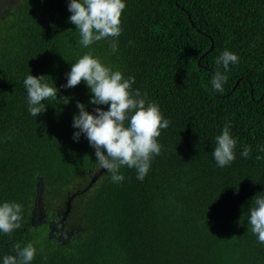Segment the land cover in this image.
Masks as SVG:
<instances>
[{"label": "trees", "instance_id": "trees-1", "mask_svg": "<svg viewBox=\"0 0 264 264\" xmlns=\"http://www.w3.org/2000/svg\"><path fill=\"white\" fill-rule=\"evenodd\" d=\"M70 15L68 0H19L0 20V201L24 205L22 227L0 235V257L36 241L31 264H264V244L247 223L264 192V159L256 158L264 156V0H127L115 52L108 40L79 46ZM225 49L240 61L217 92L210 80L224 71L216 58ZM89 50L135 76L133 88L157 101L170 125L143 181L134 168L122 167L119 183L105 170L74 199L69 224L83 231L62 246L31 216L38 176L51 214L98 171L87 138L73 139L76 104L88 103L89 90L62 87ZM30 70L60 89L37 118L23 86ZM225 125L238 138L236 159L218 167L211 152Z\"/></svg>", "mask_w": 264, "mask_h": 264}, {"label": "clouds", "instance_id": "clouds-1", "mask_svg": "<svg viewBox=\"0 0 264 264\" xmlns=\"http://www.w3.org/2000/svg\"><path fill=\"white\" fill-rule=\"evenodd\" d=\"M127 0H68L69 21L76 25L79 39L76 43L89 49L97 41L108 40L113 52L118 49V38L122 29V14ZM237 53L225 49L216 58V64L224 71H215L210 83L215 91H223L228 82L230 66L237 65ZM64 88H71L81 82L89 90L88 103L77 101L78 112L73 115L72 126L76 131L73 139L87 138L95 150V166L98 171L106 170L110 179L119 183L125 180L122 167L134 168L136 178L143 181L151 169L152 160L161 153L158 137L161 130L169 127L157 101L148 99L147 92L133 88L135 76L113 69L89 50L75 62L65 74ZM45 74L33 75L31 70L23 80L26 90L27 109L36 117L46 110L49 98H56L60 89L56 82L50 83ZM89 104L94 105L92 111ZM106 105L107 107H99ZM211 152L218 167L230 165L236 159L238 138L228 125L214 138ZM251 148L242 146L240 155L248 158ZM264 153V146L259 148ZM257 159H264L258 155ZM248 231L259 243L264 244V192L256 194L248 208ZM24 205L15 200L0 201V235L11 234L22 227ZM36 241L16 242L15 254L0 257V264H31L38 252Z\"/></svg>", "mask_w": 264, "mask_h": 264}, {"label": "water", "instance_id": "water-1", "mask_svg": "<svg viewBox=\"0 0 264 264\" xmlns=\"http://www.w3.org/2000/svg\"><path fill=\"white\" fill-rule=\"evenodd\" d=\"M18 3H19V0H0V20L4 19L6 14L9 11H11ZM188 16L189 18H191L190 15ZM213 47H214V43L212 42V46L206 52V54L212 51ZM204 56L205 54L202 56V59L204 58ZM240 81L241 79H239L236 82L233 90L236 89ZM211 88L213 90L212 86ZM262 98L263 96L260 98V100ZM104 171L105 170L102 169L101 171L95 172L91 176L90 182L85 188L75 191L73 193H69V196L67 197L64 208L57 209L53 211L52 213V216H56L57 221L48 220L46 203L44 201L45 181L43 177L38 176L37 184H36V195H35V200H34V208H33L32 216H31V225L34 228H38L41 225H48L49 229L47 232V237L51 240H56L62 246L68 245L71 242V239L76 234H79L81 231H83V229H72V230L66 229L68 217L70 213L72 212L73 201L76 197L83 195L89 189H91Z\"/></svg>", "mask_w": 264, "mask_h": 264}, {"label": "flooded vegetation", "instance_id": "flooded-vegetation-1", "mask_svg": "<svg viewBox=\"0 0 264 264\" xmlns=\"http://www.w3.org/2000/svg\"><path fill=\"white\" fill-rule=\"evenodd\" d=\"M46 207H47V206H46ZM48 210H49V209H48V207H47V214H49V213H48ZM53 210L55 211V210H57V209H53ZM52 213H53V212H51V214L48 215V219H49L50 221H51V220H55V221H57L56 216H52ZM47 227H48V225H47ZM48 229H49V227H48ZM66 229H67V230H72V229H74L73 227L70 226V224H69V219L67 220Z\"/></svg>", "mask_w": 264, "mask_h": 264}, {"label": "bare ground", "instance_id": "bare-ground-1", "mask_svg": "<svg viewBox=\"0 0 264 264\" xmlns=\"http://www.w3.org/2000/svg\"><path fill=\"white\" fill-rule=\"evenodd\" d=\"M95 223V222H94ZM123 231V230H122ZM33 232V231H32Z\"/></svg>", "mask_w": 264, "mask_h": 264}]
</instances>
